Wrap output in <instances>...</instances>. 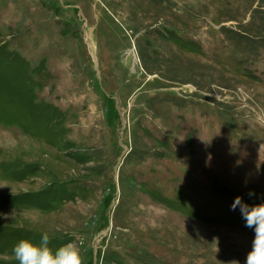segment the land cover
Wrapping results in <instances>:
<instances>
[{
	"label": "rangeland",
	"instance_id": "374dc122",
	"mask_svg": "<svg viewBox=\"0 0 264 264\" xmlns=\"http://www.w3.org/2000/svg\"><path fill=\"white\" fill-rule=\"evenodd\" d=\"M252 195H249V193ZM264 204V0H0V264H246Z\"/></svg>",
	"mask_w": 264,
	"mask_h": 264
},
{
	"label": "clouds",
	"instance_id": "9594fccd",
	"mask_svg": "<svg viewBox=\"0 0 264 264\" xmlns=\"http://www.w3.org/2000/svg\"><path fill=\"white\" fill-rule=\"evenodd\" d=\"M249 195H252L250 192ZM239 207L246 227L254 230L251 250L247 253L246 264H264V204L249 207L242 202L241 197L234 198L230 210ZM50 243L47 233L41 236L39 246L28 241H21L14 253L19 264H82L79 249L74 245H65L55 254L48 247Z\"/></svg>",
	"mask_w": 264,
	"mask_h": 264
}]
</instances>
